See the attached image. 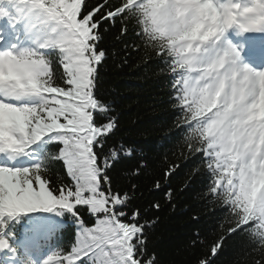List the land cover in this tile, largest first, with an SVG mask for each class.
<instances>
[{
  "label": "snow or ice",
  "instance_id": "snow-or-ice-1",
  "mask_svg": "<svg viewBox=\"0 0 264 264\" xmlns=\"http://www.w3.org/2000/svg\"><path fill=\"white\" fill-rule=\"evenodd\" d=\"M132 53L164 81L181 191L203 185L211 227L189 264H216L229 240L235 264H264V0H0V264H161L146 218L160 204L137 203L149 164L114 175L137 149L117 139L101 68ZM38 214L70 218L71 243L47 251L59 224Z\"/></svg>",
  "mask_w": 264,
  "mask_h": 264
},
{
  "label": "trees",
  "instance_id": "trees-1",
  "mask_svg": "<svg viewBox=\"0 0 264 264\" xmlns=\"http://www.w3.org/2000/svg\"><path fill=\"white\" fill-rule=\"evenodd\" d=\"M156 70L154 63L141 64L135 53L128 56L127 63L110 58L101 68L104 93L112 101L114 114L119 119L117 139L137 149L135 157L116 165L114 175H119L120 183L126 185L125 170L135 166L141 157L147 161L149 172L136 181L144 192L137 203L142 209L154 202L160 204L159 210L150 208L146 213V218L155 220L147 230L149 248L157 253L161 264H189L193 234L198 230L207 234L211 224L198 196L203 187L201 178H191L188 187L181 191L191 165L179 155L178 136L172 128L174 114L164 102V81L155 75ZM166 163L180 165L167 181L163 176ZM157 179L161 188L152 189ZM169 189L171 202L165 195ZM194 217H200L199 222ZM59 229L54 235L55 249L71 243L76 225L67 218L59 224ZM233 244V241H227L224 251L216 258V264H235ZM200 251L198 248V254Z\"/></svg>",
  "mask_w": 264,
  "mask_h": 264
}]
</instances>
